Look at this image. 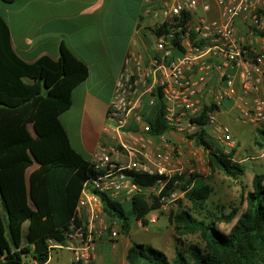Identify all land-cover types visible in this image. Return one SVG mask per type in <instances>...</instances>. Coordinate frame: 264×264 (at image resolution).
Segmentation results:
<instances>
[{"label": "built area", "instance_id": "obj_1", "mask_svg": "<svg viewBox=\"0 0 264 264\" xmlns=\"http://www.w3.org/2000/svg\"><path fill=\"white\" fill-rule=\"evenodd\" d=\"M140 20V49L124 56L105 114L102 133L113 144L101 145L90 161L97 176L83 185L66 243L57 245L71 251L69 264H93L97 242L121 235L101 195L122 204L159 197V208L134 223L147 232L177 207L183 177L195 173L180 165L183 143L195 146L202 136L224 154L236 149L230 127L217 118L223 101L234 103L240 122L264 128V0H143ZM159 102L167 130L152 136L148 119ZM259 156L264 161V148ZM133 174L159 178L141 186ZM173 177L179 189L160 196Z\"/></svg>", "mask_w": 264, "mask_h": 264}, {"label": "trees", "instance_id": "obj_2", "mask_svg": "<svg viewBox=\"0 0 264 264\" xmlns=\"http://www.w3.org/2000/svg\"><path fill=\"white\" fill-rule=\"evenodd\" d=\"M11 4L14 0H0ZM88 68L64 46L58 58L21 59L10 43L9 28L0 16V264H46L54 245L64 246L69 224L85 183L97 173L69 141L59 116L71 106L72 91L86 80ZM160 102L149 117L152 136L166 132ZM31 126L32 132L28 129ZM255 144L264 148V128ZM34 133V134H33ZM193 144L203 150L211 172L232 181L245 166L232 160L202 136ZM141 186L158 176L131 175ZM163 178V177H161ZM168 181L160 196L178 188ZM179 187L190 210L169 215L176 235H197L202 245L176 249L169 259L151 245L132 242L128 264H264V173H255L245 195L246 209L209 208L211 188L194 173ZM178 188V189H179ZM107 215L120 222L127 236L132 222L160 206V198L138 195L122 204L101 195ZM177 205L180 207L181 202ZM198 216L193 214V211ZM173 214V215H172ZM224 227L226 231L220 229Z\"/></svg>", "mask_w": 264, "mask_h": 264}, {"label": "crops", "instance_id": "obj_3", "mask_svg": "<svg viewBox=\"0 0 264 264\" xmlns=\"http://www.w3.org/2000/svg\"><path fill=\"white\" fill-rule=\"evenodd\" d=\"M142 9L143 0H14L11 4L0 1V16L8 25L11 46L21 59L32 63L49 56L56 60L64 46L87 66L86 80L72 91L71 106L59 120L72 148L88 162L101 145L113 144L102 133L105 114L124 56L130 49H140L139 39L135 41L133 35L137 34ZM236 114L234 103L223 101L217 118L230 127L237 142V156L242 131L247 128L253 134L256 129L242 122L229 125L226 121L237 119ZM234 154V162H245L244 158L236 161ZM259 155L260 150L258 159ZM123 237L113 243L101 238L93 264H128L125 257L132 243L128 239L119 241ZM109 245L117 250L109 254ZM63 250L68 252L62 256L63 261L70 262L71 251L54 245L46 264H59L55 259Z\"/></svg>", "mask_w": 264, "mask_h": 264}, {"label": "rangeland", "instance_id": "obj_4", "mask_svg": "<svg viewBox=\"0 0 264 264\" xmlns=\"http://www.w3.org/2000/svg\"><path fill=\"white\" fill-rule=\"evenodd\" d=\"M133 38L135 41L136 39H139L138 33L133 35ZM220 118L221 120H224L223 116ZM226 122L231 125L232 123H239L240 121L233 118L232 121L229 120ZM28 129L32 132L30 125H28ZM240 135L242 137L240 140V148L236 150L240 153V155L236 156L234 154L236 156V161H239L240 158L242 159L245 157L257 156L260 147L255 144V140L262 139L257 130L253 131V134H251L246 128ZM182 149L183 153L179 157L180 165L184 168H188L190 166L193 167L195 169V173L204 177L206 183L212 190L207 201L209 208L223 206L228 210L229 206H233L239 210V213H242L246 209L245 195L251 190L252 176L255 173H264V161L261 158H255V160L252 161L247 160L245 162H241L240 164L245 166V173L237 181H232L224 176L220 171L216 170L215 172H211L207 166L204 153L195 146L183 143ZM179 201L181 202L180 207L177 205L176 208L169 209L163 216L159 217L157 225L152 226L147 232L138 229L134 225L135 221H133V228L131 232L127 236L121 233L120 236L123 235L125 237L120 238L119 241L128 239L131 243L135 242L151 245L152 247L162 251L169 259L174 257L176 249L186 247L189 244H196L202 247L199 243L197 235L181 236L175 234L174 226L169 222V215L171 213L174 214L178 212L180 209H191V205L187 200L181 198ZM193 214L198 216L195 211H193ZM220 229L226 231L224 227H220ZM116 250L117 249L112 250L110 245L107 246V252L109 254ZM63 255H68V252L63 250L55 261L59 262V264H69V259H64L63 261Z\"/></svg>", "mask_w": 264, "mask_h": 264}, {"label": "water", "instance_id": "obj_5", "mask_svg": "<svg viewBox=\"0 0 264 264\" xmlns=\"http://www.w3.org/2000/svg\"><path fill=\"white\" fill-rule=\"evenodd\" d=\"M34 134V133H33Z\"/></svg>", "mask_w": 264, "mask_h": 264}]
</instances>
